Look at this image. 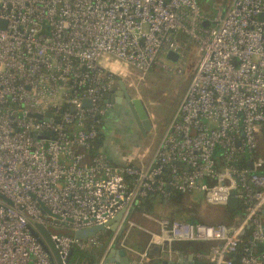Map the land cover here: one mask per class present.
Masks as SVG:
<instances>
[{"label": "built area", "instance_id": "2783aa9c", "mask_svg": "<svg viewBox=\"0 0 264 264\" xmlns=\"http://www.w3.org/2000/svg\"><path fill=\"white\" fill-rule=\"evenodd\" d=\"M182 39L198 57L147 164L115 166L102 151L90 154L112 107V66L173 72L158 58L180 57ZM263 141L264 0H229L214 16L197 0H0V264H51L30 234L35 224L63 260L71 249L90 253L98 236L75 239L76 231L170 191L201 194L211 206L234 194L245 212L237 224L161 219L154 238L209 243L198 256L204 264H235L247 228L252 248L264 246ZM242 155L245 168L235 165ZM243 251L239 264H264V253ZM147 259L144 252L136 264Z\"/></svg>", "mask_w": 264, "mask_h": 264}, {"label": "crops", "instance_id": "0c3cea01", "mask_svg": "<svg viewBox=\"0 0 264 264\" xmlns=\"http://www.w3.org/2000/svg\"><path fill=\"white\" fill-rule=\"evenodd\" d=\"M112 69L117 78L116 91L119 89L118 81H122L125 76L126 67L116 65L112 66ZM133 98L141 100L139 96H133ZM127 121L122 118V105L117 110L113 106L108 110L104 121L105 137L102 142V149L100 150L106 153L110 163L115 166L122 165L127 159H132V163L135 165L145 166L160 142L166 126L156 131L152 127V132L150 131L147 134L149 140L146 143L145 139V141L142 140L135 124L133 125L131 122L127 123ZM149 133L151 134L149 135ZM156 209L153 208V211L147 214L131 212L123 233L118 237L116 243L112 242L114 232L110 230L97 234L100 243L92 252L103 249L104 253L111 244L110 247L115 246L118 249H125L132 264H136L138 256L144 252H147L148 256L146 264H173L175 261H182L184 264H204L198 256L205 255L208 252L209 243L192 242L162 245L155 243L154 237L158 233L159 220L176 219L183 222V220L177 219V216H175L177 212L173 208H160L161 211H171V213L164 215H159L160 212H157Z\"/></svg>", "mask_w": 264, "mask_h": 264}, {"label": "rangeland", "instance_id": "374dc122", "mask_svg": "<svg viewBox=\"0 0 264 264\" xmlns=\"http://www.w3.org/2000/svg\"><path fill=\"white\" fill-rule=\"evenodd\" d=\"M221 1L222 0H197V3L201 14L214 16L217 7H221ZM221 8H223V6ZM197 57L198 52L196 46L187 44L184 46V51H180V58L177 62L167 60L166 56H160L158 58L160 63L171 67L173 72H166L154 67L148 73L141 74L129 66L126 67L125 76L122 81L132 97L139 96L143 101L149 119L154 127V131L167 126L173 118L191 79L192 72L189 71V66L191 65L192 68ZM178 68L182 69L183 74L178 75L176 73V69ZM150 134L151 133H149V135ZM144 139L146 143L149 140L147 136L142 138L143 141H145ZM216 154H218V152H216ZM197 195V193L191 194L186 199V203L183 207L191 208V205L194 206L198 204L199 199ZM201 204V208L197 209V217L205 221H216L219 208H216L217 206L208 205L205 201H202ZM207 206L211 208H207ZM156 208L157 212H160L159 215L171 213V211H161L159 205H156Z\"/></svg>", "mask_w": 264, "mask_h": 264}, {"label": "water", "instance_id": "95a60500", "mask_svg": "<svg viewBox=\"0 0 264 264\" xmlns=\"http://www.w3.org/2000/svg\"><path fill=\"white\" fill-rule=\"evenodd\" d=\"M209 23L205 22L204 26H208ZM167 60L171 62H177L179 60V55L175 53H168L166 55ZM119 89L115 92H112L110 94H107L105 97V103H109L113 106L114 109H118L123 103L126 104V107L128 108L132 119L134 121V124L140 133L142 138H145L148 134V132L151 131L153 125L149 119L147 110L142 103L141 100L133 98L123 81L119 80ZM89 103L87 101L83 102V105L86 106ZM48 116V115H47ZM32 117H35L37 119H41V116L39 115H33ZM39 138H46L42 136H38ZM248 168H252L251 162L248 163ZM0 199H3V196L0 195ZM6 202H8L6 200ZM9 203V202H8ZM225 206L231 210L236 211L239 209L238 200L234 197V194L231 193L230 197L226 200ZM129 212L125 214V211L122 210L121 212L117 213L111 220H109L106 224L102 226H94L91 228L83 229L76 231L74 233L75 239H87L89 237L96 236L99 233H102L106 230H110L114 232V237L112 239L113 243H116L118 240V237L123 233L124 227L126 225L127 219L129 217ZM263 215H264V205H263ZM121 223V225H119ZM30 234L34 237H37L38 242L43 246L44 250L49 256V260L51 264H67L69 261V258L73 252V249L70 250L68 256L63 260L58 252V249L55 247L53 241L51 240L49 232L40 224H35L34 228L29 227ZM42 236L40 238L38 236V233ZM111 246V244H110ZM107 248L102 256L99 258L98 262L96 264H132L127 251L125 249H118L115 246ZM173 264H184L182 261H175ZM188 264V263H185Z\"/></svg>", "mask_w": 264, "mask_h": 264}, {"label": "trees", "instance_id": "16d2710c", "mask_svg": "<svg viewBox=\"0 0 264 264\" xmlns=\"http://www.w3.org/2000/svg\"><path fill=\"white\" fill-rule=\"evenodd\" d=\"M229 0H222L220 5L221 7L225 8L228 4ZM219 5V6H220ZM187 43L183 39V45H186ZM189 71H191V65L189 66ZM114 80L117 83V78L114 77ZM106 116L100 118L99 120V126H98V139L96 141H93L92 148L90 149V154L95 153L96 151H102V142L104 140V121ZM100 140V141H99ZM103 152V151H102ZM105 153V152H104ZM258 154L263 157L264 160V141L263 144L260 145L258 149ZM246 159L247 155H242L239 158H237L235 165L241 168L246 167ZM259 173H264V169L260 171ZM198 194V193H197ZM191 194H185L177 191H170V194L168 198H163L159 194H150L145 199L140 200L136 205H134L130 213L136 212L140 214H147L149 212L153 211V208H156V205H159L161 208H173L176 210L177 219L183 220V222L191 223V224H205V225H225V226H233L239 222V220L244 216L245 212L241 205H239V209L236 211L229 210L225 205L224 206H217L216 208H219V211L217 212V219L216 221H205L197 217V209L201 208V202L204 201V197L201 194H198L199 203L192 206L191 208H184L183 206L186 203V199ZM207 204V203H206ZM207 208H211L208 207ZM173 220V219H170ZM176 220V219H175ZM263 222H264V215H263ZM55 232L59 234L69 235L73 236V233L67 229L58 230L55 229ZM251 232L252 228H247L244 232V234L241 235L240 239V246L238 253L233 256L234 263L239 264V260L242 256L245 255V252L243 251L244 248L252 249V252L254 254H262L264 253V246L261 244L255 245V247L252 248L251 245ZM106 236V235H105ZM103 254V249H100L99 251L85 253L81 252L77 249H74L69 261L67 264H96L99 260V258Z\"/></svg>", "mask_w": 264, "mask_h": 264}, {"label": "flooded vegetation", "instance_id": "af4514ba", "mask_svg": "<svg viewBox=\"0 0 264 264\" xmlns=\"http://www.w3.org/2000/svg\"><path fill=\"white\" fill-rule=\"evenodd\" d=\"M122 118L128 120L129 122L127 121V123H130L131 122L134 125V121L132 119V116H131L128 108L126 107V104L125 103L122 104Z\"/></svg>", "mask_w": 264, "mask_h": 264}]
</instances>
